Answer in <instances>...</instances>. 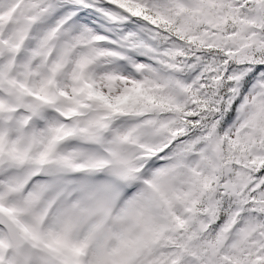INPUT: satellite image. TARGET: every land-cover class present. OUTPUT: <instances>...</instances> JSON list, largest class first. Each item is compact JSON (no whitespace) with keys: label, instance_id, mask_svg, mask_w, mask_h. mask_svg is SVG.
I'll return each mask as SVG.
<instances>
[{"label":"snow or ice","instance_id":"snow-or-ice-1","mask_svg":"<svg viewBox=\"0 0 264 264\" xmlns=\"http://www.w3.org/2000/svg\"><path fill=\"white\" fill-rule=\"evenodd\" d=\"M0 264H264V0H0Z\"/></svg>","mask_w":264,"mask_h":264}]
</instances>
